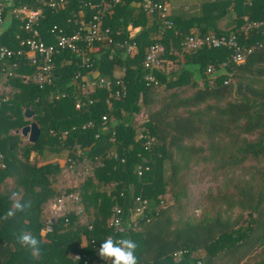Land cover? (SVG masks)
I'll return each mask as SVG.
<instances>
[{
	"label": "trees",
	"instance_id": "trees-1",
	"mask_svg": "<svg viewBox=\"0 0 264 264\" xmlns=\"http://www.w3.org/2000/svg\"><path fill=\"white\" fill-rule=\"evenodd\" d=\"M10 1L9 7L38 6L35 0ZM96 1L68 0L58 11L45 10L41 34H47L53 24L65 27V20L80 9L89 16L88 3ZM140 2L117 0L102 20L114 42H135L134 56L110 44L86 67L80 66L79 56L64 50L54 58L52 84L42 87L21 76H0V99L7 96L0 109L4 163L0 168V264H83L69 259L68 253H92L90 240L97 246L105 241L112 233L108 220L115 203L123 208L125 220L134 222L120 236L137 244L138 264H191L196 259L201 264H264V25L246 34L241 31L247 21L264 17V0L208 3L199 17L188 19L147 13ZM225 16L228 25L219 27ZM165 19L171 21L170 28L165 27ZM8 21L0 31V44L16 47V35L24 32L16 19ZM129 26L137 28L133 35H129ZM231 31L239 44L250 48L241 63L233 62L226 48L180 45L191 33ZM156 41L164 51L159 67L150 70L153 83L144 78L147 68L142 60L145 48ZM208 64L213 68L210 72L206 71ZM114 67L125 69L126 94L120 99L110 97L102 87L83 97L81 81L72 78L75 72L88 77L93 70L110 78ZM32 71L29 65L15 70L19 75ZM49 93L64 96L48 100ZM77 96L79 109L74 106ZM25 108L33 111L30 121L39 128L34 143L13 132L30 122L22 119ZM140 112L147 118L143 124L134 119ZM102 115L108 118L104 124ZM89 121L92 126L87 125ZM139 129L153 138L148 149L134 138ZM113 130L111 142L108 137ZM62 131H66L64 137ZM75 144L83 148L79 154ZM43 150H63L66 158L61 164L29 159L31 152ZM111 150L124 157V163L107 156ZM84 156L92 161L97 158L102 165L69 189L63 188L61 177L68 172L64 162L79 164ZM138 163L148 165L140 176L135 170ZM196 166L209 171L216 185L194 199L188 195L185 177ZM73 190L79 191L85 221L67 212L51 220V230L41 234L47 204ZM139 194L146 199L144 214L131 221L128 209ZM16 201H31V207L16 212ZM190 207L199 211L198 216L191 215ZM9 210L15 215L4 219ZM21 232H30L40 241L39 254L17 242ZM176 251L182 252L177 262L172 256Z\"/></svg>",
	"mask_w": 264,
	"mask_h": 264
},
{
	"label": "built area",
	"instance_id": "built-area-1",
	"mask_svg": "<svg viewBox=\"0 0 264 264\" xmlns=\"http://www.w3.org/2000/svg\"><path fill=\"white\" fill-rule=\"evenodd\" d=\"M38 6L34 9L28 8L25 5L16 7H9L10 5H4L0 1V31L5 28L10 21L11 17L19 22V29L24 32V35H16L18 45L16 47H9L0 44V76L4 78L19 77L21 76L23 81L31 79L39 87L44 85L52 84L54 79L55 63L54 58L61 55L64 50L73 52L80 57V66L85 65L90 67L92 64V57L99 56L102 47H107L110 44L116 48L123 49V53L129 57L134 56L137 53V47L135 42H114L109 27L102 25V20L105 15L111 10L113 3L117 0H97L94 3H88L91 13L86 16L84 10H78V13L72 15L65 20V27H61L57 24L51 25L47 34L42 35L40 30V22L44 17L45 10L58 11L62 9L68 0H35ZM140 6L143 11L147 13L159 12L161 17H166L168 14L167 6L165 3H160L154 0H141ZM7 8V9H6ZM164 25L166 28L171 27V21L165 19ZM261 25H264V17L259 20L247 21L241 28V31L246 34L254 29H257ZM129 35H133L137 30L136 27H128ZM45 38H49V42L45 41ZM180 45L187 49H196L203 46L213 48H226L229 49L230 59L235 63H241L245 57V54L250 51V48L239 44L237 35L234 32L227 34H207V35H196L191 33L185 35L180 40ZM113 48L109 50V57ZM164 51V47L160 41L149 44L143 55L142 64L147 68V72L144 74V78L149 81L156 83V80L151 75L150 70L157 68L160 65V56ZM29 65L33 67L32 74L19 75L15 72L19 66ZM212 65L206 66V71L212 70ZM125 69L118 67L116 74L112 77H105L98 74L96 70L89 73L88 77H81L79 72H75L73 79L81 81L79 87L81 89L82 96L94 92L96 87H102L109 91V96L114 99H120L126 94V87L123 81V74ZM89 72V71H88ZM87 72V73H88ZM0 89H2L0 85ZM3 89H7V86ZM64 93H49L46 97L48 100H58L63 97ZM7 96L0 99L1 103L6 99ZM107 97L105 102L109 101ZM92 99H88V103H91ZM81 104L80 97H75L74 106L79 109ZM136 121L143 124L147 121L146 116L140 112L134 117ZM102 124L108 121L106 115L101 116ZM111 124H115V120L110 119ZM88 126H92V122L87 123ZM49 133L55 135L56 131L49 130ZM114 130L110 132L108 140L114 142ZM60 134V133H59ZM66 131H62L61 136L64 137ZM98 134H95L96 138ZM136 140H142L144 149H148L153 142V138L143 129L136 130ZM76 153L79 154L82 151V147L79 144L74 145ZM86 149V147H85ZM109 157L114 158L120 163H124L125 158H119L117 153L113 150L108 152ZM3 155L0 152V168L4 167L2 161ZM64 162L66 169L70 174L77 176L79 179H83L87 175L93 173L94 168L102 163L97 158L92 161L84 156L79 164L70 161ZM137 175H142L144 171L148 170L147 164L138 163L135 167ZM146 206V199L140 194L133 197V205L129 207L127 216L133 221L134 219L144 214ZM67 212H73L77 215H81L82 221H85L82 215V208L80 205V194L78 190L71 192H63L60 196L50 201L43 215V227L40 230L41 234H45L51 230V220L64 215ZM124 210L117 203L114 204L111 215L108 220V226L112 230V233L107 237L111 236L115 240L122 239L120 234L126 231L130 226H134V222H127L124 218ZM90 229V226L88 227ZM105 238V239H106ZM92 244V253L85 252H70L68 253L69 259L72 261H82L83 264L89 262L95 264H112L111 260H103L99 256V248L93 240H90ZM1 245V240H0ZM174 261H180L182 252L176 251L172 254ZM156 264V263H149ZM191 264H201L200 259L194 260Z\"/></svg>",
	"mask_w": 264,
	"mask_h": 264
},
{
	"label": "clouds",
	"instance_id": "clouds-1",
	"mask_svg": "<svg viewBox=\"0 0 264 264\" xmlns=\"http://www.w3.org/2000/svg\"><path fill=\"white\" fill-rule=\"evenodd\" d=\"M31 207V201H16L14 209L16 212H24ZM15 215V212L9 210L3 217L7 219ZM17 242L24 248L30 250L33 254L41 252L40 241L30 232H21L17 237ZM137 244L130 239L115 240L111 236L107 237L100 245L99 256L103 260H111L112 264H138L135 251Z\"/></svg>",
	"mask_w": 264,
	"mask_h": 264
},
{
	"label": "crops",
	"instance_id": "crops-1",
	"mask_svg": "<svg viewBox=\"0 0 264 264\" xmlns=\"http://www.w3.org/2000/svg\"><path fill=\"white\" fill-rule=\"evenodd\" d=\"M4 5H11L10 0H0ZM165 5L167 6V11L170 16L179 17L181 19H188L191 17H199L202 14L203 6L208 3H214L221 0H163ZM233 1V0H229ZM229 11L232 13L231 5L229 6ZM228 18L225 16L218 22L219 27H224L228 25ZM118 68H113V74H116ZM23 116V114H22ZM24 119V118H23ZM18 134V133H17ZM22 137V136H21ZM25 138V137H23ZM66 158V153L61 151H48L43 150L42 152L35 154L33 152L30 153V160H37L38 163H44L49 161H57L60 164Z\"/></svg>",
	"mask_w": 264,
	"mask_h": 264
},
{
	"label": "rangeland",
	"instance_id": "rangeland-1",
	"mask_svg": "<svg viewBox=\"0 0 264 264\" xmlns=\"http://www.w3.org/2000/svg\"><path fill=\"white\" fill-rule=\"evenodd\" d=\"M16 130H20V129H15L13 130V132L16 133L15 132ZM17 138L22 139L23 137H21L20 134H17ZM23 139L27 140L26 138ZM78 179L79 178L77 176L70 174L69 172H65L64 177L63 178L61 177V180H63L61 182V186L63 188L66 187L67 189H69V187L75 184ZM185 181H186L188 195L189 197H193L194 199H197L200 193L204 192L207 189V187H214L216 185V181L215 179H213L210 172L201 169L200 166L191 168V170L187 173L185 177ZM189 212L192 213L191 215H193V217H196L199 214V211L194 210L192 207H190Z\"/></svg>",
	"mask_w": 264,
	"mask_h": 264
},
{
	"label": "water",
	"instance_id": "water-1",
	"mask_svg": "<svg viewBox=\"0 0 264 264\" xmlns=\"http://www.w3.org/2000/svg\"><path fill=\"white\" fill-rule=\"evenodd\" d=\"M33 111L29 108L23 110L24 120L30 121L33 118ZM16 133L25 137L28 142L34 143L39 135V128L34 121H30L28 124L22 126L20 130H16Z\"/></svg>",
	"mask_w": 264,
	"mask_h": 264
}]
</instances>
